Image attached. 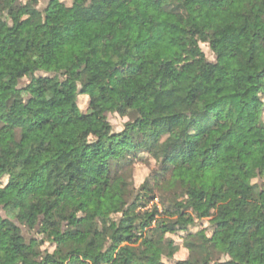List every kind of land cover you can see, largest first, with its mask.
I'll return each instance as SVG.
<instances>
[{
	"label": "trees",
	"instance_id": "trees-1",
	"mask_svg": "<svg viewBox=\"0 0 264 264\" xmlns=\"http://www.w3.org/2000/svg\"><path fill=\"white\" fill-rule=\"evenodd\" d=\"M0 264H264V0H0Z\"/></svg>",
	"mask_w": 264,
	"mask_h": 264
},
{
	"label": "rangeland",
	"instance_id": "rangeland-1",
	"mask_svg": "<svg viewBox=\"0 0 264 264\" xmlns=\"http://www.w3.org/2000/svg\"><path fill=\"white\" fill-rule=\"evenodd\" d=\"M63 1L65 4H69L70 0H61ZM24 18L23 16H20V19ZM201 49L204 51L205 55L207 56L208 59H213V54L210 52L209 48L205 45V44H201ZM178 67L180 68H185V69H193L195 66V55L189 52H183L181 53V59L179 61V63L177 64ZM24 81L26 82L27 80L24 79ZM88 104V97L86 95H80L78 97V106L81 110H85ZM108 119L110 121V123L112 124L114 130H119L122 128V124L127 120L126 117H121L118 114H109L108 115ZM150 169H152V165H150L149 167L145 166V165H141V164H137L135 166V182L138 184H140L143 179L145 178V176L149 173ZM197 193H198V198L196 201V206L198 208L201 209H205L210 213V218L214 215L215 211L214 209L211 207V204L209 202V198L205 197L204 199H201V195L199 189H196ZM208 218V219H210ZM208 219H204V221H202L200 223V225L202 226H206L209 227V223H208ZM215 230L214 238L217 241L218 245L221 247H224L226 245V241L230 232V225L229 224H218L215 225L213 228H211V230ZM25 234L27 235V230H24ZM175 239L179 240L178 236H174ZM186 256V251L185 250H179L175 257L177 258H183Z\"/></svg>",
	"mask_w": 264,
	"mask_h": 264
}]
</instances>
